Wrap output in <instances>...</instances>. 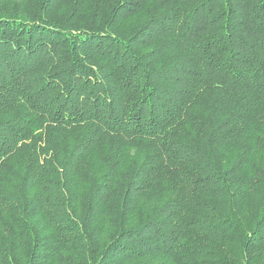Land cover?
I'll use <instances>...</instances> for the list:
<instances>
[{
  "label": "trees",
  "instance_id": "trees-1",
  "mask_svg": "<svg viewBox=\"0 0 264 264\" xmlns=\"http://www.w3.org/2000/svg\"><path fill=\"white\" fill-rule=\"evenodd\" d=\"M0 264H264V0H0Z\"/></svg>",
  "mask_w": 264,
  "mask_h": 264
}]
</instances>
